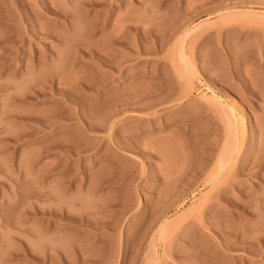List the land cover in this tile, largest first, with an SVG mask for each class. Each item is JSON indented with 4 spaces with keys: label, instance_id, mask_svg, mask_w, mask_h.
<instances>
[{
    "label": "rangeland",
    "instance_id": "obj_1",
    "mask_svg": "<svg viewBox=\"0 0 264 264\" xmlns=\"http://www.w3.org/2000/svg\"><path fill=\"white\" fill-rule=\"evenodd\" d=\"M0 264H264V0H0Z\"/></svg>",
    "mask_w": 264,
    "mask_h": 264
},
{
    "label": "bare ground",
    "instance_id": "obj_2",
    "mask_svg": "<svg viewBox=\"0 0 264 264\" xmlns=\"http://www.w3.org/2000/svg\"><path fill=\"white\" fill-rule=\"evenodd\" d=\"M189 73V72H188ZM228 109H231V108H228ZM231 114V113H230ZM231 119V118H230ZM233 119H235V118H233ZM236 123V122H235ZM163 233V231L161 230L160 231V233H159V235H161Z\"/></svg>",
    "mask_w": 264,
    "mask_h": 264
}]
</instances>
